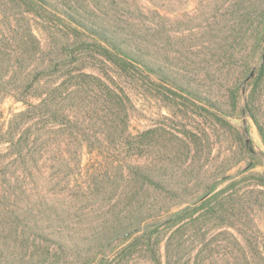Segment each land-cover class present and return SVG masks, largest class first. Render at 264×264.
Instances as JSON below:
<instances>
[{
  "label": "rangeland",
  "instance_id": "obj_1",
  "mask_svg": "<svg viewBox=\"0 0 264 264\" xmlns=\"http://www.w3.org/2000/svg\"><path fill=\"white\" fill-rule=\"evenodd\" d=\"M204 1L0 0V74L8 78L12 74H38L39 86L52 89L66 79L67 86L73 81L68 90H63L59 102L66 125L60 132L63 138L60 151L67 159L72 154L80 157L81 166L74 168L77 174L72 182L76 192L83 188L89 195L72 197L71 190L63 185L57 198L61 212L77 211L78 218L70 230L67 227L57 231L64 238L68 236L66 230L83 234L79 239H88L93 233L101 237L103 230L109 228L102 215L112 205L111 196L137 191V201L176 204L162 216L159 229H155L154 221L148 229H155L163 239L157 250L165 262L166 241L173 230L162 223L214 191L211 195H217L211 196V203L215 208L204 210L201 219L207 240H213L219 231L226 229L239 237L236 229L226 225H239L241 215L245 214L240 203L244 202L254 219L252 226L256 227L262 259H246L245 250L224 235L213 243L217 245L214 256L221 264L264 262V143L253 121L241 115L244 105L241 92L235 95V112H216L206 102L207 92L221 101L229 100L232 94L227 93L224 81L210 80L203 68L209 66L207 69L212 73L217 70L223 73L220 68L223 62L217 56L222 35L205 38L210 32L207 18L215 4L207 6ZM226 11L219 12L221 24L228 21ZM77 13L87 14L93 22L103 25H150L158 29L159 36H167L169 32L172 40L168 41L174 46L170 54L186 56L200 66L189 64L179 68L158 64L157 67L196 98L142 67L126 69L119 60L112 61L108 46L91 38L80 26L89 23L78 20ZM160 37L162 42L157 41L156 50L164 54L169 49L164 37ZM80 40L70 57L66 45ZM198 53L201 56L196 58ZM256 53L258 57L259 50ZM56 58L60 61L58 69H52L50 62ZM198 59L207 60L208 66ZM231 70L229 78H237L239 69ZM15 85L11 82L8 87ZM30 95L31 103H37L34 88ZM23 109L22 102L13 94L7 95L0 103V121L6 124L12 114ZM69 122L76 124V128L70 129ZM71 136L89 139L91 143H83L81 147L79 141L69 142ZM133 167L175 189L176 195L145 190L142 179L134 178ZM103 171L111 177L86 181L88 174L97 176ZM20 191L18 198H0V264H153L147 250L130 262L126 257H117L124 248L121 240L102 252L80 255L67 252L65 256L56 254L57 247L47 241L29 242L33 233L28 227L18 228L15 215L26 216L30 208L40 209L44 201L41 195L48 196L49 191L31 186ZM46 199L51 203L49 197ZM16 202L21 207L19 212Z\"/></svg>",
  "mask_w": 264,
  "mask_h": 264
},
{
  "label": "trees",
  "instance_id": "obj_2",
  "mask_svg": "<svg viewBox=\"0 0 264 264\" xmlns=\"http://www.w3.org/2000/svg\"><path fill=\"white\" fill-rule=\"evenodd\" d=\"M204 2L207 6L215 4L212 13L207 18L210 32L206 34L208 38L206 35L205 38L210 40V36L212 37L214 34L222 35V40L217 46L220 50L217 56L221 59V63L223 62V66L220 67L223 73L219 70L212 73L207 69L209 67L207 60H198L200 63L202 60L208 66L203 67L206 70V76L212 81H224L223 85L227 88V93L232 94L231 98L228 97L229 100L221 101L212 93L207 92L209 97L206 102L216 112L223 114H225L223 110L235 112L237 110L235 99L241 92L244 101L240 110L241 115L253 121L264 143V0H205ZM204 2L201 3L204 4ZM223 9L227 10L226 20L228 21L225 24L219 22V12ZM77 14L80 16L76 17L78 20L83 19L89 23L84 26L80 25V21L77 22L91 34V38L108 46L112 61L119 60L126 69L142 67L146 71L166 79L180 91H185L186 94L196 98L189 93V89L180 87L177 80L170 79L171 77L166 76L161 67H157L158 64L166 67L179 65L177 66L179 68H184L183 66L186 67L189 64L190 66H200L197 61L192 62L191 58L170 54V50L174 46L168 41L172 40L169 32H167V36L160 35L164 37L165 45L169 49L168 52L162 54L156 50V43L162 42V37L159 36L158 29L150 25L121 26L112 24L109 26L93 22L89 15L86 17L87 14ZM81 40L83 39L81 38ZM81 40L76 43L72 41L66 45L70 57L74 56L73 47L78 46ZM257 50H259L258 57ZM199 56L201 54L196 55V58ZM58 59L50 62L52 69H58L57 63L60 62ZM234 67L239 69L237 78L230 79L228 75L233 73L231 69ZM254 69V75L247 80ZM37 75L12 74L8 78L7 75L0 74V103L7 95L13 94L15 99L22 102L24 106L23 110L12 114L6 124L0 121V198L3 200H9L12 197L18 198L21 196L20 190L30 186L49 191L48 196L39 194L44 200L40 209L30 208L26 216L15 215V219L19 221L15 225L18 228L28 227L33 233L31 241L28 239L29 242L35 244L37 239L43 242L47 241L57 247L56 254L65 256L67 252L76 255L102 252L104 248L121 240L124 243V248L116 256L120 259L126 257L128 262L138 258L142 252L147 250L148 257L153 264H221L213 254L217 246H214L213 243L219 236L224 235L228 236L226 240L233 239L240 246V250H245L243 254L246 259H262L258 237L255 235L256 227L252 226L254 219L244 202L240 203L245 214L241 215L239 225L236 223L226 225V227L231 226L236 229L239 237L234 236L226 229L219 231L213 240H207L201 219L204 217V210L212 211L215 208L211 203L213 197L217 195H211L214 191L207 193L200 202L175 212L171 218L162 223L169 226V230H173L166 241L168 256L165 262H162L157 250L163 239L159 237L155 229L161 227L162 216L176 204H166L161 201L153 203L137 201V191L131 195L122 191L120 194L111 196L113 197L112 205L109 211L102 215L104 223L107 222L109 228L103 230L101 237L93 236V233L88 239H79L78 237L83 234L69 231L70 226H73L78 218L77 211L70 210L67 214L61 212L57 198L61 195L63 185L71 190L72 197H79L77 194L89 195L83 188L76 192L72 182L77 174L74 168L78 169L81 166L80 157L77 159L76 155L72 154L67 159L60 151L63 143L60 132H63L66 125L63 123L65 121L64 111L59 102L63 90H68L73 81H69L70 85L67 86L68 79H66L52 89L51 86H39L41 81L37 79ZM11 82L16 84L15 87H8ZM80 84L85 86L81 82ZM33 88L37 94V103L30 101ZM68 125L70 129L77 126L72 122H69ZM75 141H79L81 147L84 146L83 143H91L89 139H78L71 136L69 142ZM131 170L135 179H142L145 190H149L153 194L176 195L175 189L159 183L150 174L135 167ZM110 177V174L103 171L97 176L90 173L85 179L89 182H97ZM47 197L51 203L47 201ZM15 208L18 212L21 210L17 202ZM153 221L156 223L154 224L155 229L148 230L153 225ZM224 222L228 221L224 220ZM67 227L69 230H66L68 232L66 238L57 233L58 230L63 231ZM21 230L23 233L24 229ZM233 252L231 251V254ZM257 264H264V262Z\"/></svg>",
  "mask_w": 264,
  "mask_h": 264
},
{
  "label": "water",
  "instance_id": "obj_3",
  "mask_svg": "<svg viewBox=\"0 0 264 264\" xmlns=\"http://www.w3.org/2000/svg\"><path fill=\"white\" fill-rule=\"evenodd\" d=\"M255 69L251 72V74L249 75V77L247 78V80H249L253 75H254Z\"/></svg>",
  "mask_w": 264,
  "mask_h": 264
}]
</instances>
